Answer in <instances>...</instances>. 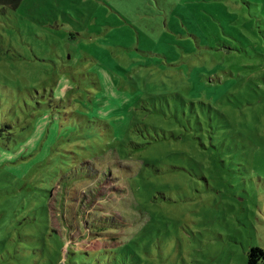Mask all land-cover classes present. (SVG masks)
<instances>
[{"label": "rangeland", "instance_id": "1", "mask_svg": "<svg viewBox=\"0 0 264 264\" xmlns=\"http://www.w3.org/2000/svg\"><path fill=\"white\" fill-rule=\"evenodd\" d=\"M264 250V0L0 5V264H248Z\"/></svg>", "mask_w": 264, "mask_h": 264}, {"label": "trees", "instance_id": "2", "mask_svg": "<svg viewBox=\"0 0 264 264\" xmlns=\"http://www.w3.org/2000/svg\"><path fill=\"white\" fill-rule=\"evenodd\" d=\"M23 0H0V5L18 8ZM248 264H264V250L260 247H252L248 252Z\"/></svg>", "mask_w": 264, "mask_h": 264}]
</instances>
